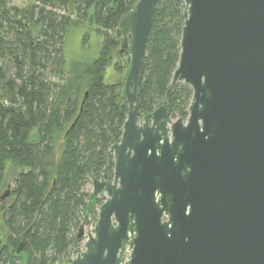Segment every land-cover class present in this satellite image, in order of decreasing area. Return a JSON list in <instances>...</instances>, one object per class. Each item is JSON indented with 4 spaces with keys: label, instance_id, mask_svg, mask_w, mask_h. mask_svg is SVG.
<instances>
[{
    "label": "water",
    "instance_id": "obj_1",
    "mask_svg": "<svg viewBox=\"0 0 264 264\" xmlns=\"http://www.w3.org/2000/svg\"><path fill=\"white\" fill-rule=\"evenodd\" d=\"M161 1L136 0L119 19L126 120L72 247L54 264H264V0H179L170 89L182 83L192 97L187 119L175 121L167 102L141 112L137 96ZM31 232L1 233L5 264L32 263Z\"/></svg>",
    "mask_w": 264,
    "mask_h": 264
},
{
    "label": "trees",
    "instance_id": "obj_2",
    "mask_svg": "<svg viewBox=\"0 0 264 264\" xmlns=\"http://www.w3.org/2000/svg\"><path fill=\"white\" fill-rule=\"evenodd\" d=\"M26 2L20 8L12 0H0V189L7 159L21 169L0 203V264L9 256L1 233L20 237L31 226V264H54L77 236L90 194L86 186L103 176L106 150L121 138L128 110L120 98L121 75L127 66L115 64L120 78L114 82H107L104 73L121 41L119 19L136 0ZM183 22L181 2L162 0L137 89L141 112L167 102L171 121L187 119L192 97L182 83L170 89ZM84 26L102 39L99 56L67 64L66 36ZM78 251L73 248L71 255Z\"/></svg>",
    "mask_w": 264,
    "mask_h": 264
},
{
    "label": "rangeland",
    "instance_id": "obj_3",
    "mask_svg": "<svg viewBox=\"0 0 264 264\" xmlns=\"http://www.w3.org/2000/svg\"><path fill=\"white\" fill-rule=\"evenodd\" d=\"M12 4L22 8L26 6L27 2L26 0H12ZM86 34H88V38L86 42L83 43V38ZM101 44L102 39L96 35L94 30H90L86 26L72 28L69 30L64 44V58L66 63L69 64L73 60H84L89 62L96 59L99 56ZM118 61L121 62L122 66H127V64H125L127 62L125 56H119L115 51L113 59L104 73L107 82H114L120 78V75L117 74L115 70V64H117ZM20 171L21 169L14 159L10 158L5 161V182L0 189V196L12 187V182ZM86 190L91 192V184L86 186Z\"/></svg>",
    "mask_w": 264,
    "mask_h": 264
},
{
    "label": "flooded vegetation",
    "instance_id": "obj_4",
    "mask_svg": "<svg viewBox=\"0 0 264 264\" xmlns=\"http://www.w3.org/2000/svg\"><path fill=\"white\" fill-rule=\"evenodd\" d=\"M118 55H119V56H122V55H123V53H121V54H119V53H118ZM97 200H98V199H97ZM96 205H99V204L96 202ZM88 230H89V228H86V230H85V231L87 232ZM78 248H79V247H78ZM79 251H80V248H79ZM79 251H78V252H79Z\"/></svg>",
    "mask_w": 264,
    "mask_h": 264
}]
</instances>
